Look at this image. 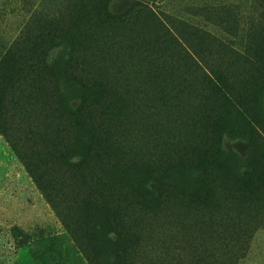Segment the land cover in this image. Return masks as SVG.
Segmentation results:
<instances>
[{
    "label": "rangeland",
    "instance_id": "obj_1",
    "mask_svg": "<svg viewBox=\"0 0 264 264\" xmlns=\"http://www.w3.org/2000/svg\"><path fill=\"white\" fill-rule=\"evenodd\" d=\"M0 264H264V0H0Z\"/></svg>",
    "mask_w": 264,
    "mask_h": 264
},
{
    "label": "bare ground",
    "instance_id": "obj_2",
    "mask_svg": "<svg viewBox=\"0 0 264 264\" xmlns=\"http://www.w3.org/2000/svg\"><path fill=\"white\" fill-rule=\"evenodd\" d=\"M143 73L148 74V71L146 69H144ZM130 100L132 101L133 98L130 97ZM134 105H135L134 102L130 104V107L126 111L127 115L125 113V117H124L123 121L129 119V120L134 122L133 118L136 117V119H137V113H141V111L131 112V110L135 109ZM162 126L163 125L161 122H159V120L147 117L144 120V123L142 125H140L139 129L147 132L149 137H153V134L154 135L159 134V133L163 134V131H165V129ZM136 130H138V128ZM199 227L200 226L195 222L184 223V224L181 223L178 226L179 230H172L171 233L164 231L165 233H163L162 235H157V239L159 240V247H161L162 245H164L168 241L167 237H170V238L179 239L180 241H182L184 247L189 249L191 246L193 247L197 243H199L201 241L203 242V238H202L203 234L201 236L200 233H202V232H201ZM148 230H150V229L148 228ZM145 232H148V231L145 230ZM202 247H203V245H202Z\"/></svg>",
    "mask_w": 264,
    "mask_h": 264
},
{
    "label": "trees",
    "instance_id": "obj_3",
    "mask_svg": "<svg viewBox=\"0 0 264 264\" xmlns=\"http://www.w3.org/2000/svg\"><path fill=\"white\" fill-rule=\"evenodd\" d=\"M128 108H129V105H126V101H124V100L122 102H120L119 104H117L115 102V104H114V109H115L114 113L115 114H114L113 121L115 123H117L120 120L118 114L116 113L117 110H121L122 112H125L128 110ZM124 117H125V115H124ZM124 117H123V119H124ZM123 119H122V122H123ZM113 121H112V123L114 124ZM145 225H146V223L141 227L140 232L145 228Z\"/></svg>",
    "mask_w": 264,
    "mask_h": 264
}]
</instances>
